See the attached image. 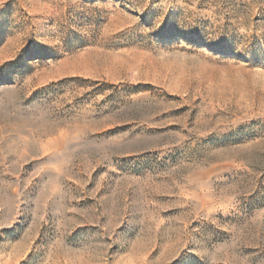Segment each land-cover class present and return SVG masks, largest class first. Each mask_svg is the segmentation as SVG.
I'll return each mask as SVG.
<instances>
[{
  "label": "rangeland",
  "instance_id": "374dc122",
  "mask_svg": "<svg viewBox=\"0 0 264 264\" xmlns=\"http://www.w3.org/2000/svg\"><path fill=\"white\" fill-rule=\"evenodd\" d=\"M0 264H264V0H0Z\"/></svg>",
  "mask_w": 264,
  "mask_h": 264
}]
</instances>
